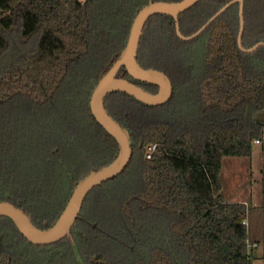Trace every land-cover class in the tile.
Wrapping results in <instances>:
<instances>
[{
	"label": "trees",
	"instance_id": "1",
	"mask_svg": "<svg viewBox=\"0 0 264 264\" xmlns=\"http://www.w3.org/2000/svg\"><path fill=\"white\" fill-rule=\"evenodd\" d=\"M148 2L149 0H0V56L16 36L22 42L35 39L33 49L25 53L22 60L14 62L0 73V101L22 94L39 105L50 103L55 99L72 65L91 52L94 45H101L100 50L105 51V55L97 68L93 89L121 54L137 12ZM226 2L202 0L181 13L179 23L182 33L190 35L197 31ZM244 2V37L264 41V0ZM236 17L240 19L238 3L232 4L198 35L206 36L204 61L210 68L199 84L202 108L205 111L220 112L224 120L210 122L203 130L201 140L189 129H183L172 136L168 122L149 124L139 138V145L134 144L132 136L133 156L129 165L134 161L136 153H139L143 187L141 191L130 195L122 203V207L129 217L132 201L141 210L173 216L169 228L185 249V264H250L252 259L249 258L248 240L259 242L252 235L250 226L242 223L245 217L253 214L252 208L246 202L227 200L221 176L223 156H251L253 141L260 139L263 134L262 125L257 128L251 126L245 117H252L253 121H257L264 114V70L251 73L247 69L245 52L239 45L234 27ZM107 27V33L117 31L118 35L110 38L109 44L105 42V50L99 39L106 34L104 30ZM117 28L119 30H114ZM125 33L127 38L123 40L122 35ZM197 37L183 39L177 32L174 16L153 15L144 28L138 59L143 66L158 68L171 77V67L175 63L171 54L184 53L188 43ZM262 47L264 45L254 49L253 55ZM260 56L263 58L264 55ZM118 75L151 91L158 89L157 85L130 75L124 66ZM135 105L158 106L146 104L122 91L112 92L106 98L110 113L128 126L131 134V123L136 121L133 116L138 112ZM84 109L87 133L101 137L104 141L102 154L94 152V149L90 153L80 144L81 156L88 172L91 165L102 166L109 163L117 155L119 147L116 139L94 117L90 100H86ZM254 117L257 118L254 120ZM148 144H156L150 157L145 155ZM87 172L77 173L73 169H67L59 173L69 180L64 183L68 182L70 185L68 196L60 204H52L53 187L42 193L41 188L31 185L28 177L16 172L9 173V178H0V200H20L35 223L46 226L47 221L51 225L63 210L75 184ZM118 176L100 185H106ZM48 185L59 188L62 184L57 181L55 183L54 180ZM89 197L88 195L86 202ZM53 209H57V213L55 217L48 219L47 212ZM76 226L77 224L73 230ZM14 227L15 235L19 234L26 242L35 245L21 234L15 224ZM12 259L13 254L10 252L0 253V264H10ZM88 264L126 263L112 261L104 253L97 252L89 258ZM130 264L146 262L138 259ZM150 264L182 263L176 253L158 247L151 252Z\"/></svg>",
	"mask_w": 264,
	"mask_h": 264
},
{
	"label": "rangeland",
	"instance_id": "2",
	"mask_svg": "<svg viewBox=\"0 0 264 264\" xmlns=\"http://www.w3.org/2000/svg\"><path fill=\"white\" fill-rule=\"evenodd\" d=\"M239 20L236 17L234 22L237 36L240 31ZM108 30L107 27L104 30L106 34L99 37L103 49L105 42L109 44L110 38L118 35L117 31L107 33ZM126 35H122L123 40L127 38ZM244 36L245 29L241 49L245 52L247 69L251 73L264 70V56H260L264 55V47L254 55L253 50H249L263 39L256 41ZM205 38L202 34L188 43L184 53L171 54L175 62L171 67L174 91L166 103L154 107L135 105L138 112L133 116L136 121L131 123L134 144H141L139 138L152 123L168 122L172 136L189 129L201 140L203 130L210 122L224 120L220 112L202 108L199 84L210 70L204 61ZM34 43V38L22 42L16 36L0 56V73L14 62L22 60L23 55L33 49ZM100 49L101 45H94L91 52L72 65L55 99L50 103L39 105L22 94L0 101L1 179H7L9 173L16 172L28 177L31 185L41 188L42 193L53 187L52 204H60L68 196L70 185L64 183L69 180L59 173L67 169L77 173L87 172L80 144L90 153L94 149V152L102 154L104 141L101 137L87 133L88 124L83 115L86 100H90V91L93 90L97 68L105 55V51ZM245 120L256 128L262 125L261 141H253L251 156H223V193L229 201L246 202L254 214L260 216L264 214L261 209H264V114L257 121H253L252 117H245ZM149 146L145 147L146 157H149ZM141 164L140 155L136 153L134 161L123 174L90 192L82 210L83 217L70 236L52 245H32L21 235L13 233L15 227L9 219L1 218L0 247L12 248L15 264H88L89 258L97 252L104 253L112 261L130 264L143 259L146 264H150L151 252L158 247L176 253L181 263L185 264V249L169 228L173 216L141 210L132 201L129 217L122 207L130 195L141 191L143 187ZM54 180L62 185L59 188L48 185ZM14 196L21 199L20 196ZM47 213L48 219L53 218L57 209ZM262 248L264 236L260 237L256 249L258 254ZM254 261L255 264L264 263L262 257Z\"/></svg>",
	"mask_w": 264,
	"mask_h": 264
},
{
	"label": "water",
	"instance_id": "3",
	"mask_svg": "<svg viewBox=\"0 0 264 264\" xmlns=\"http://www.w3.org/2000/svg\"><path fill=\"white\" fill-rule=\"evenodd\" d=\"M200 1L202 0H149L137 12L121 54L100 77L90 96L91 112L96 120L116 139L119 147L118 153L107 164L90 166L89 171L75 184L67 203L53 224L48 225L47 221H45L46 226L35 223L31 213L22 206L20 200L16 202L8 199L0 200V217H7L12 220L16 228L29 242L35 245H51L70 236L90 192L100 184L121 174L131 162L133 156L131 131L128 126L110 113L106 106L107 96L112 92L122 91L149 105L164 104L172 97L174 88L171 77L158 68L143 66L138 59L141 38L150 17L156 14L174 16L178 34L183 39L189 40L202 33L232 4L238 3L240 18L238 42L241 47L245 29L244 0H226L227 2L197 31L190 35L182 33L179 23L180 14ZM260 45H264V41L257 42L249 50H254ZM123 66L136 79L157 85V91H151L127 77L119 76V71Z\"/></svg>",
	"mask_w": 264,
	"mask_h": 264
},
{
	"label": "crops",
	"instance_id": "4",
	"mask_svg": "<svg viewBox=\"0 0 264 264\" xmlns=\"http://www.w3.org/2000/svg\"><path fill=\"white\" fill-rule=\"evenodd\" d=\"M257 139L259 138H256L255 142L261 141L260 139L259 141H257ZM261 209L264 210L263 207ZM257 215L258 214L256 213L254 214L253 212L252 215L248 216V221H249V226H250L252 235L256 237L255 239L258 238V241L260 242V237L264 236V214L261 213L260 216H257ZM5 251L13 254L12 248H5L2 245L0 247V253L5 252ZM258 257H262V259L264 260V248H262V250L259 252ZM11 264H15L14 258L12 259Z\"/></svg>",
	"mask_w": 264,
	"mask_h": 264
},
{
	"label": "built area",
	"instance_id": "5",
	"mask_svg": "<svg viewBox=\"0 0 264 264\" xmlns=\"http://www.w3.org/2000/svg\"><path fill=\"white\" fill-rule=\"evenodd\" d=\"M259 141V139H257ZM156 149V144H151L149 146L150 152L148 153L149 157L151 156V153ZM242 223L245 225H249L248 217H245L242 220ZM259 245V242L253 241L251 239L248 240V252H249V258L252 259V262L250 264H255V259L258 257V252L256 251L257 247ZM264 264V263H263Z\"/></svg>",
	"mask_w": 264,
	"mask_h": 264
},
{
	"label": "flooded vegetation",
	"instance_id": "6",
	"mask_svg": "<svg viewBox=\"0 0 264 264\" xmlns=\"http://www.w3.org/2000/svg\"><path fill=\"white\" fill-rule=\"evenodd\" d=\"M82 217H83V213L81 212V215H80V218L78 219V222L82 219ZM77 222V223H78ZM11 264V263H10Z\"/></svg>",
	"mask_w": 264,
	"mask_h": 264
}]
</instances>
